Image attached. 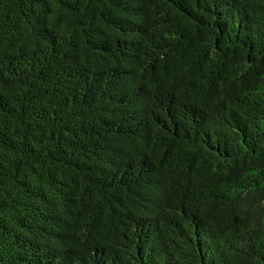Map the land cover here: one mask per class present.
<instances>
[{
    "label": "trees",
    "instance_id": "1",
    "mask_svg": "<svg viewBox=\"0 0 264 264\" xmlns=\"http://www.w3.org/2000/svg\"><path fill=\"white\" fill-rule=\"evenodd\" d=\"M0 264H264V0H0Z\"/></svg>",
    "mask_w": 264,
    "mask_h": 264
}]
</instances>
